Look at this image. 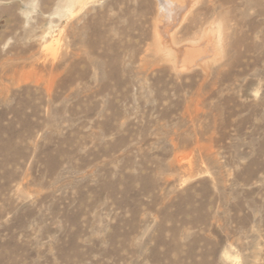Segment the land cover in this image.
Here are the masks:
<instances>
[{
	"label": "rangeland",
	"instance_id": "1",
	"mask_svg": "<svg viewBox=\"0 0 264 264\" xmlns=\"http://www.w3.org/2000/svg\"><path fill=\"white\" fill-rule=\"evenodd\" d=\"M76 1L0 0V264H264V0Z\"/></svg>",
	"mask_w": 264,
	"mask_h": 264
},
{
	"label": "bare ground",
	"instance_id": "2",
	"mask_svg": "<svg viewBox=\"0 0 264 264\" xmlns=\"http://www.w3.org/2000/svg\"><path fill=\"white\" fill-rule=\"evenodd\" d=\"M71 1V0H70ZM82 1V0H81ZM68 2V1H67ZM73 2V1H72ZM78 2V0L76 1ZM85 2V0H84ZM80 3V2H79ZM78 3V4H79ZM66 4V3H65ZM64 4V5H65ZM68 4V3H67ZM66 4V5H67ZM72 4V3H71ZM70 4V5H71ZM83 4V3H81ZM85 4V3H84ZM74 5V3H73ZM61 6V5H60ZM78 5H76L77 7ZM159 6H160V12L163 13L166 17L167 20H171L174 21L176 19V17L178 16V11L180 10V5H178L176 2H174L173 0H159ZM76 7H73L74 9ZM70 8V12H73L74 9ZM74 13V12H73ZM210 35V34H209ZM206 37V35H205ZM212 37V36H211ZM208 38V37H206ZM205 38V39H206ZM219 39V38H218ZM172 40V39H171ZM213 40V39H212ZM174 41V40H173ZM206 41V40H205ZM222 41V40H221ZM220 41V42H221ZM204 42V41H203ZM219 43V42H218ZM200 43H198V40H193L191 42V46L187 47L186 50L183 53V58L181 60V64L180 67L181 69H186L189 68L190 66L194 65L197 61V58L200 56V53L202 52V50L200 49V47L198 46ZM201 45V44H200ZM185 47V46H184ZM185 48H182V51ZM172 51V50H170ZM173 52V51H172ZM171 52V53H172ZM177 52V51H176ZM178 53V52H177ZM180 55V53H178ZM207 54V53H206ZM175 59V58H174ZM176 60V59H175Z\"/></svg>",
	"mask_w": 264,
	"mask_h": 264
}]
</instances>
